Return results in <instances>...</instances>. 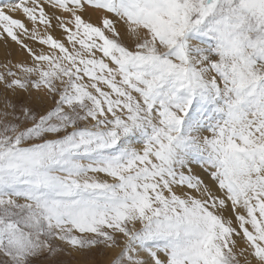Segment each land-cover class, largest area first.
<instances>
[{
	"label": "snow or ice",
	"instance_id": "1",
	"mask_svg": "<svg viewBox=\"0 0 264 264\" xmlns=\"http://www.w3.org/2000/svg\"><path fill=\"white\" fill-rule=\"evenodd\" d=\"M264 264V0H0V264Z\"/></svg>",
	"mask_w": 264,
	"mask_h": 264
},
{
	"label": "rangeland",
	"instance_id": "2",
	"mask_svg": "<svg viewBox=\"0 0 264 264\" xmlns=\"http://www.w3.org/2000/svg\"><path fill=\"white\" fill-rule=\"evenodd\" d=\"M62 259L67 260L68 264H77V262L80 260V257L71 258V257H62Z\"/></svg>",
	"mask_w": 264,
	"mask_h": 264
}]
</instances>
